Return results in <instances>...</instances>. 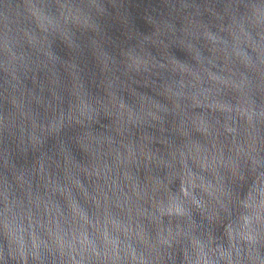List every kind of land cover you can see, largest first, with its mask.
<instances>
[{
    "label": "water",
    "instance_id": "1",
    "mask_svg": "<svg viewBox=\"0 0 264 264\" xmlns=\"http://www.w3.org/2000/svg\"><path fill=\"white\" fill-rule=\"evenodd\" d=\"M0 264H264V0H0Z\"/></svg>",
    "mask_w": 264,
    "mask_h": 264
}]
</instances>
